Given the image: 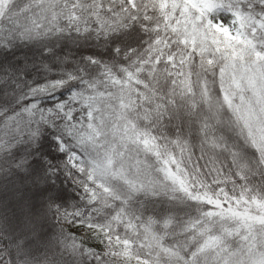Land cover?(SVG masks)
I'll list each match as a JSON object with an SVG mask.
<instances>
[{
  "label": "snow or ice",
  "instance_id": "6c2138e0",
  "mask_svg": "<svg viewBox=\"0 0 264 264\" xmlns=\"http://www.w3.org/2000/svg\"><path fill=\"white\" fill-rule=\"evenodd\" d=\"M65 39L94 48L28 90L33 101L66 90L55 114L97 154L92 214L56 209L100 241L61 230L76 264H264V12L242 0H0V49Z\"/></svg>",
  "mask_w": 264,
  "mask_h": 264
},
{
  "label": "clouds",
  "instance_id": "9594fccd",
  "mask_svg": "<svg viewBox=\"0 0 264 264\" xmlns=\"http://www.w3.org/2000/svg\"><path fill=\"white\" fill-rule=\"evenodd\" d=\"M242 4L245 11L255 15L264 12V0H242ZM89 47L94 48L92 41L73 43L65 39L54 40L47 47L17 42L12 48L0 49V264H20L22 260L27 264H76L59 244L61 230L75 232L91 246L100 244L86 225L62 219L58 223L56 212L57 206L75 205L92 214L96 206L89 203L84 185L89 182L90 165L97 154L70 135L66 131L68 121L55 114L66 90L53 89L35 101L28 90L66 66L60 63L64 57L71 63ZM44 65L51 71H45ZM32 102L46 114L53 109V115L46 121L38 117L29 121L24 110ZM99 178L115 192L126 188L115 178ZM141 198L148 199L143 194ZM17 245L22 246V255H17Z\"/></svg>",
  "mask_w": 264,
  "mask_h": 264
}]
</instances>
